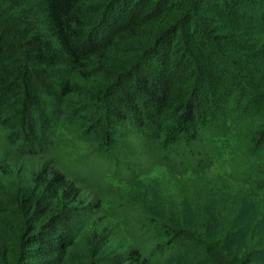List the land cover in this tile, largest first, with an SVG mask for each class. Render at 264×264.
<instances>
[{"label": "trees", "instance_id": "1", "mask_svg": "<svg viewBox=\"0 0 264 264\" xmlns=\"http://www.w3.org/2000/svg\"><path fill=\"white\" fill-rule=\"evenodd\" d=\"M136 126L148 151L117 140ZM97 142L110 157L90 158ZM0 150V264H165L181 240L196 264H264L256 231L221 244L149 213L130 247L76 180L122 188L148 153L264 199L247 176L264 180V0H0ZM101 160L103 175L86 170Z\"/></svg>", "mask_w": 264, "mask_h": 264}, {"label": "rangeland", "instance_id": "2", "mask_svg": "<svg viewBox=\"0 0 264 264\" xmlns=\"http://www.w3.org/2000/svg\"><path fill=\"white\" fill-rule=\"evenodd\" d=\"M88 12L94 20L96 12L94 13L92 9ZM227 102L231 107L235 105L234 98L227 100ZM75 107L82 108V105H76ZM57 108V104L53 103L48 110H56ZM50 114L52 115L51 112ZM9 115L11 116L12 112L6 111V116L9 117ZM147 133L149 132L145 128L140 130L138 126L128 127L118 132L116 137L119 142L120 140H128L130 144L134 143L135 147L131 145L135 150L143 152L148 151L145 143L147 139L144 138L143 140L139 136ZM96 146L90 158L94 154L99 155L101 159L111 156V153L106 154L105 150L99 149V145ZM177 148L183 154L186 146L179 143ZM60 152L61 160L65 164L75 161L74 156L66 158L65 152L61 150ZM73 153L76 154V152ZM129 155L132 156L130 153ZM5 158L0 150V162H4ZM148 159L150 160L149 164ZM152 159H155L154 156L144 153L142 160L144 164L149 165L146 166V172L138 178L131 179L122 188L111 189L105 186L106 189H104L98 184L80 181L76 178L85 196L92 197L94 202L100 200L102 203L103 214L96 213L92 221L100 225L110 226L113 229L112 231H115L130 247L135 244L133 234L136 230L134 225L142 221V216H147L148 213L159 219L164 216L162 218L166 220V223L188 233L201 232L206 227L208 229L207 233L209 232L212 237L214 234L219 243L225 242L228 235H230V240L233 242L239 240L238 235L240 233L246 235L250 234L248 232H257L260 236L264 235V199L259 193L232 179L225 178L226 175L218 168L205 170L198 175L182 177V175L167 167L166 163L163 162L164 156L160 161L159 159L154 161ZM94 161H90L92 162L89 163L91 166L86 170L103 175L108 167L106 164L104 166L102 160V162ZM78 176L84 177V179L89 178V176L83 175L82 172ZM247 176L255 184L264 188L263 175L260 172L249 171ZM103 182L104 185H107L106 180ZM133 208H136L139 213L128 212ZM81 242L77 248L75 247V253L76 250H82ZM181 242L182 240L177 241L176 255L167 260L165 264H196L200 261H198L197 253H194L195 250L191 252V245L189 243L181 244ZM190 253H194L193 256H190Z\"/></svg>", "mask_w": 264, "mask_h": 264}]
</instances>
